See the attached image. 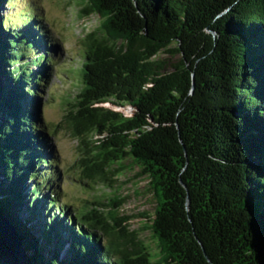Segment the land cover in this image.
Returning a JSON list of instances; mask_svg holds the SVG:
<instances>
[{"label": "trees", "instance_id": "obj_1", "mask_svg": "<svg viewBox=\"0 0 264 264\" xmlns=\"http://www.w3.org/2000/svg\"><path fill=\"white\" fill-rule=\"evenodd\" d=\"M17 1L0 0V210L31 263L264 264V0H89L82 13L107 18L81 38L78 69L61 68L36 9L13 20ZM54 68L76 71L75 93L52 85ZM48 101L80 139L72 165L57 156ZM127 160L157 198L158 255L117 195L63 198L65 181L93 189Z\"/></svg>", "mask_w": 264, "mask_h": 264}, {"label": "rangeland", "instance_id": "obj_2", "mask_svg": "<svg viewBox=\"0 0 264 264\" xmlns=\"http://www.w3.org/2000/svg\"><path fill=\"white\" fill-rule=\"evenodd\" d=\"M17 2L20 3L21 0ZM22 2L23 4L13 14V20L22 24L32 14V8L36 9L39 18L42 16L46 18L43 23L47 24L49 31L60 43L59 51L55 55L60 58L61 68L70 69L74 67V69H78L80 66L78 50L80 49L81 38L97 27L93 15L82 13L83 2L80 0H25ZM28 2L34 3L35 6H29ZM162 56L169 58L170 61H174L176 58L169 52L163 53ZM74 72L71 79H64V76L57 73L54 68L50 81L53 83L52 85L60 87L61 90L71 89L75 93L74 91L80 84L77 73ZM47 90L44 97H49ZM102 105L126 113L130 110L129 106H114L108 102ZM44 118L50 129L55 131L53 144L57 149V156L64 163V166L77 162L81 155L80 139L75 136L69 120L66 119L65 107L59 103L48 101L46 107L44 106ZM73 174L79 175L76 172ZM110 177L111 182L97 180L98 183H92L95 188L87 190H83L77 186V183L73 184L67 180L63 184L65 190L63 198L66 201L81 203L84 199L91 200L92 197L103 195L101 199L107 202L110 193L113 196L117 195L122 201L119 207V216L124 217V224L130 231H136L151 252L158 255L160 248L157 238L154 237L149 227L157 206V198L149 186L148 177L141 175L139 166L134 165L130 160L125 161L124 167Z\"/></svg>", "mask_w": 264, "mask_h": 264}, {"label": "water", "instance_id": "obj_3", "mask_svg": "<svg viewBox=\"0 0 264 264\" xmlns=\"http://www.w3.org/2000/svg\"><path fill=\"white\" fill-rule=\"evenodd\" d=\"M83 2V6L90 4L89 0H80ZM90 15L97 22V27L100 28L104 25L106 16H104L100 11L93 10ZM215 33V32H214ZM185 185V184H184ZM190 197H187V205L189 208ZM199 242H202L199 239ZM203 245V244H202ZM207 259L211 261L210 257L205 252ZM0 264H32L30 254L23 243L21 234L19 233L15 223L8 218L0 210Z\"/></svg>", "mask_w": 264, "mask_h": 264}]
</instances>
